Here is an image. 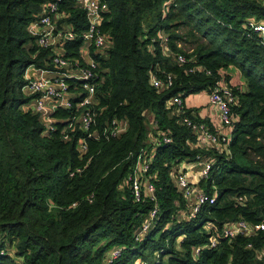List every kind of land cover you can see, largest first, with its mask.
I'll return each mask as SVG.
<instances>
[{"label": "trees", "instance_id": "16d2710c", "mask_svg": "<svg viewBox=\"0 0 264 264\" xmlns=\"http://www.w3.org/2000/svg\"><path fill=\"white\" fill-rule=\"evenodd\" d=\"M75 1L62 0L60 8L80 32L87 19ZM102 1L107 10L100 29L111 45L99 58L104 71L93 107L96 128L100 132L117 116L126 120L127 129L109 140L88 139L82 155L76 147L82 135L74 123L80 111L76 99L70 110L53 113L52 129L26 108L32 97L23 92L25 70L54 69L50 50L38 47L28 29L44 0H0V264H264V47L248 38L242 26L250 16L264 20V5L256 0H171L163 11L166 0ZM160 32L167 36L170 54L158 44ZM64 48L68 57L79 58V39ZM175 53L187 62L178 63ZM192 60L210 74L190 73ZM230 66L244 80L240 88L221 75ZM162 70L174 81L158 90L150 75H162ZM222 79L237 101L231 107L229 151L218 153L192 146L195 135L180 119L192 112L200 119L195 110L185 106L180 114L166 101L178 94L184 99L208 93ZM150 118L156 125L149 126ZM163 133L173 141L159 146L147 172L155 199L142 193L135 201L129 155L146 145L149 134ZM197 154L213 160L199 186L216 199L194 218L176 219L186 205L171 168ZM76 168L82 170L76 173ZM155 204L158 219L136 239ZM237 220L256 230L219 236ZM213 234L218 242L208 247ZM116 247H122L120 255L107 263Z\"/></svg>", "mask_w": 264, "mask_h": 264}, {"label": "built area", "instance_id": "2783aa9c", "mask_svg": "<svg viewBox=\"0 0 264 264\" xmlns=\"http://www.w3.org/2000/svg\"><path fill=\"white\" fill-rule=\"evenodd\" d=\"M62 0H44L37 14V19L29 26V31L35 35V44L41 48L50 50V63L53 70H37L29 66L24 73L25 84L23 92L32 97L26 108L39 115L41 122L52 129L54 122L53 113L58 108L70 110L76 99L75 108L80 109L74 117L78 129L82 132L78 138L76 147L80 154L87 153V140L104 138L109 140L119 136L127 129V122L123 118L113 116L102 130L96 128L97 110L93 107L97 104L96 90L103 80V69H101L100 57L110 47L111 41L107 34L101 31L100 26L103 21L104 13L107 10L106 2L102 0H76V5L85 11L86 26L80 32H76L72 25L66 20L69 12L60 8ZM171 0H166L163 11H166ZM264 5V0H256ZM243 29L248 38L254 39L257 44L264 47V20L256 19L254 16L247 17L243 22ZM79 39V58L67 56L65 44ZM154 43L155 40L152 39ZM158 44L170 54L167 47V36L160 32L158 34ZM97 55V57H96ZM178 63H186L187 58L181 53H175ZM188 69L190 73L203 71L210 74L200 64H195ZM47 75H33L30 69ZM162 75L154 72L150 75V84L155 89H162L173 84L174 76L171 73L160 71ZM237 96L233 89L226 85L222 80L215 82L212 89L208 92V104L216 111L219 121V128L211 130L194 112L192 117L182 115L180 122L188 127L195 135V142L192 146L214 149L218 153L228 152V143L231 138L233 115L231 107L236 104ZM168 107L175 106L180 114L184 113L185 104L181 96L173 95L166 101ZM188 108V107H187ZM53 118V119H51ZM50 121V122H49ZM152 125H156L153 118L149 119ZM173 141L170 133L149 134L146 145L139 148L135 153L129 155L133 159L132 171L129 176L130 188L135 201H140L142 193L147 194L152 200L155 199V187L149 180L147 172L150 169L154 156L159 146H166ZM213 160L201 154H197L194 159L179 160L171 168V175L174 178L175 186L185 200V207L177 210L175 218L189 220L194 218L201 207L206 203H213L216 195L207 194L200 186L201 179H207L212 167ZM82 168H76L79 173ZM74 171L70 172L73 175ZM197 176L198 181L195 180ZM200 179V180H199ZM158 205L147 213L142 226L138 231L137 238L140 239L150 231L158 219ZM212 228V224L206 225ZM263 228V225H260ZM256 228L244 220H237L229 225H225L219 232V236L232 238L237 234L250 235ZM218 235H211L206 246L214 247ZM122 247H116L109 251L106 262L111 263L117 258ZM200 247H196L194 253L199 252Z\"/></svg>", "mask_w": 264, "mask_h": 264}, {"label": "crops", "instance_id": "0c3cea01", "mask_svg": "<svg viewBox=\"0 0 264 264\" xmlns=\"http://www.w3.org/2000/svg\"><path fill=\"white\" fill-rule=\"evenodd\" d=\"M33 75H47L48 73H39V71H35L34 69H30ZM221 75H227L228 80H225L230 86L240 88L243 84V78L241 77L238 70L232 66L222 69ZM223 80V81H224ZM224 83L226 84V82ZM184 104L188 108H192L199 115L201 120L208 126L213 129L219 128V121L216 111H214L211 106L208 104V93L206 91H201L199 93L189 94L186 98L183 99ZM53 119V118H51ZM205 120V121H204ZM50 122V121H49ZM149 122V126H150ZM210 125V126H209ZM195 180L198 181L197 176H195ZM200 180V179H199ZM199 182V181H198Z\"/></svg>", "mask_w": 264, "mask_h": 264}, {"label": "rangeland", "instance_id": "374dc122", "mask_svg": "<svg viewBox=\"0 0 264 264\" xmlns=\"http://www.w3.org/2000/svg\"><path fill=\"white\" fill-rule=\"evenodd\" d=\"M187 46H188L187 44L184 45L185 48H187Z\"/></svg>", "mask_w": 264, "mask_h": 264}]
</instances>
